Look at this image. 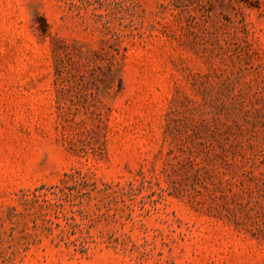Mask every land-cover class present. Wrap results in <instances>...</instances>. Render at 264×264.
Wrapping results in <instances>:
<instances>
[{
  "label": "rangeland",
  "instance_id": "rangeland-1",
  "mask_svg": "<svg viewBox=\"0 0 264 264\" xmlns=\"http://www.w3.org/2000/svg\"><path fill=\"white\" fill-rule=\"evenodd\" d=\"M0 264H264V0H0Z\"/></svg>",
  "mask_w": 264,
  "mask_h": 264
}]
</instances>
